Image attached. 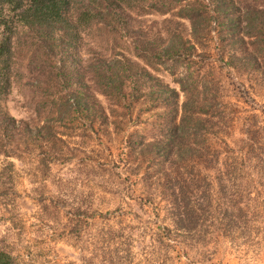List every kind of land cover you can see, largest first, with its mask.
<instances>
[{"label":"trees","instance_id":"obj_1","mask_svg":"<svg viewBox=\"0 0 264 264\" xmlns=\"http://www.w3.org/2000/svg\"><path fill=\"white\" fill-rule=\"evenodd\" d=\"M243 1L0 0V145L21 131L39 139L43 129L59 135L50 118L54 114L93 128L109 123V116L144 107L160 119L155 125L160 139L127 141V147L150 148L171 167L163 176L169 190L166 210L175 227L194 230L211 219L221 221L223 234L246 227L248 212L253 214L264 198L263 110L224 102L221 87L200 76L208 57L203 47L214 35L227 67L264 76V3ZM153 14L170 17L149 18ZM19 29L30 39L29 63L47 76L37 84H48L43 92L52 97L41 106L49 116L35 130L11 116L4 104L16 74ZM120 42L131 46L135 59L119 48ZM80 48L87 56L83 68L81 59L78 66L67 60L69 51ZM161 69L179 90L155 74ZM241 93L246 96L240 102L255 101L249 91ZM237 123L241 135L234 137L227 129ZM11 262L0 249V264Z\"/></svg>","mask_w":264,"mask_h":264},{"label":"rangeland","instance_id":"obj_2","mask_svg":"<svg viewBox=\"0 0 264 264\" xmlns=\"http://www.w3.org/2000/svg\"><path fill=\"white\" fill-rule=\"evenodd\" d=\"M256 1L264 3L243 2ZM164 17L170 15L149 16ZM207 44L202 79L221 87L224 102L245 111L262 109L264 121V76L237 74L227 67L216 35ZM118 46L135 59L128 43ZM14 50L16 74L5 108L35 130L49 116L41 109L52 98L43 92L48 84H37L47 76L29 63L30 39L20 29ZM86 58L80 48L69 51L67 60L78 66L81 59L84 67ZM155 74L179 90L166 71ZM242 90L255 101L240 102L246 96ZM101 103L110 106L103 97ZM139 108L127 116H109V123L93 128L54 114L50 118L57 137L45 129L40 139L21 131L0 145V249L10 254L11 264H264V198L255 203L253 214L248 212L247 226L231 233L223 234L216 219L194 230L175 227L166 210L169 190L163 176L171 167L152 156L150 148L127 147V141L160 139L155 127L160 119ZM227 132L239 137L240 124Z\"/></svg>","mask_w":264,"mask_h":264}]
</instances>
